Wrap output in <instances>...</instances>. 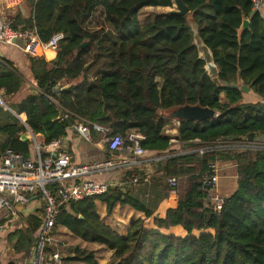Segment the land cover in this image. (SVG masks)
<instances>
[{
	"label": "trees",
	"instance_id": "1",
	"mask_svg": "<svg viewBox=\"0 0 264 264\" xmlns=\"http://www.w3.org/2000/svg\"><path fill=\"white\" fill-rule=\"evenodd\" d=\"M26 2L29 16L20 9L10 16L14 29L36 28L43 43L57 32H64L65 38L55 59L29 57V78L14 62L0 58V90L12 100L17 115L27 116L23 122L0 107V158L8 150L30 158L31 142L21 139L28 127L50 144L81 121L96 142L137 130L145 137L142 146L148 152L165 156L161 171L168 184L160 201L148 204L128 190L114 188L61 206L55 230L65 227L84 241L106 246L114 252L115 264H264V145L242 149L232 143L219 145L233 135L236 142L251 134L264 135V18L253 10L252 0H184L190 8L186 15L159 11L146 24L140 19L146 8L173 7L174 1ZM244 19L250 26L240 32ZM193 23L213 52L219 69L215 77L205 69L194 44ZM54 56L48 51V58ZM59 84L69 86L58 93ZM30 86L25 98L14 102V96ZM187 106L211 108L219 115L202 121L178 118V134H167V114ZM172 139L184 151L174 149ZM195 142L208 149L203 154L190 149ZM218 162L236 163L238 188L215 211L206 207L203 181L210 164ZM136 174L129 171L128 178ZM172 178L177 179L174 197ZM98 201L106 203L109 213L117 205H131L144 217L123 236L101 219ZM1 222L8 228L11 223L7 241L12 252L29 257L40 218L20 215L16 226L11 217ZM150 225L182 226L189 234L206 229L213 233L166 236ZM54 251L49 246L47 255Z\"/></svg>",
	"mask_w": 264,
	"mask_h": 264
},
{
	"label": "built area",
	"instance_id": "2",
	"mask_svg": "<svg viewBox=\"0 0 264 264\" xmlns=\"http://www.w3.org/2000/svg\"><path fill=\"white\" fill-rule=\"evenodd\" d=\"M25 1L0 0V43L19 42L25 54L30 57H40L47 49L57 50L60 42L65 38L64 32L55 33L47 43H43L36 28L16 30L12 27L9 15L5 13V16H2V8L11 12L20 8ZM252 4L254 11L261 12L264 0H252ZM0 107L9 109V103L2 91H0ZM94 127L99 129L98 125ZM77 129L82 136L91 140L90 128L87 125H79ZM144 140L145 137L137 130L130 131L127 136L111 135L106 142L109 151L117 154L116 158L84 165L73 163L72 156L66 151L53 152L59 147L58 141L45 144L35 139L39 160L25 158L22 154L12 150L6 151L0 158V230L5 228L1 222L3 218L11 217L12 222L18 220L21 210L31 202L32 196L39 195L43 201V212L39 217L41 225L32 248L31 264H46L47 248L55 241V223L61 206L72 200L105 195L114 188H120L125 192L129 183L135 185L139 182L136 176L129 178V181L108 180L106 182L88 180L84 176L115 166L126 170L132 169L148 153V150L142 146ZM175 142L177 140L172 139V143ZM231 143L236 146L238 142L230 139L219 142V145ZM257 146L261 145L247 147ZM45 149L53 151L48 157L42 159L41 154ZM207 149L202 147L198 151L203 154ZM217 171V163H211L210 171L205 176L203 184L207 194L206 207L220 211L225 199L218 192ZM170 186V194L174 197L177 186L176 178L170 180ZM51 258L59 264L63 263L59 251L51 254Z\"/></svg>",
	"mask_w": 264,
	"mask_h": 264
},
{
	"label": "crops",
	"instance_id": "3",
	"mask_svg": "<svg viewBox=\"0 0 264 264\" xmlns=\"http://www.w3.org/2000/svg\"><path fill=\"white\" fill-rule=\"evenodd\" d=\"M26 3L27 2L25 1V4ZM18 9L21 10V8H17L16 10L11 12L9 11L7 12L4 9L3 10L7 15H9L8 17H10ZM145 10H150L154 13L159 11L168 12L171 10H176V5L174 3L173 7H164V8L148 7ZM260 13L264 18V7L262 8V11ZM29 14H30V8L28 6L27 13L25 16H29ZM57 50L47 49L41 54L40 57H45L47 61H51L56 58ZM48 51L55 52V56L53 58H48ZM29 57L30 56L25 54V52L22 49V45L19 42L15 44L0 43V58H5L14 62L15 66L20 70L21 73L24 74L26 78H29L31 71ZM77 81H79V79L74 80L73 83H76ZM67 86H69V84H64L62 90L65 89ZM31 88L33 87L30 86L29 88H23L19 93H17L14 96L15 99L14 102H19L23 98H25V96L29 93ZM0 91L4 93V90H0ZM10 104H9V109L7 108L4 109L12 112L14 110L11 108ZM14 112L12 113L14 114ZM18 117L23 122H26L27 120L26 114L18 115ZM83 124L88 126V124L84 121L78 122L77 124L70 126L67 130V135L58 141L59 147L56 150L54 151L52 150V151L53 152L66 151L72 156L73 163L81 164V165L95 163V162H105L107 160L115 159L116 158L115 155L117 154L110 152L108 149V145L106 142L108 137L102 139L101 141H97L96 144L97 148L95 150L91 148L90 144L92 141H94L91 130H90L91 140H88L84 136H82V134L77 129V126ZM179 125H180V121L178 122L177 126L179 127ZM178 127L174 129H166V133L171 134L172 136H176L178 134ZM96 130L102 131L104 130V128L99 126V129ZM261 137L264 138V135H261ZM35 139L39 143L44 142V137L41 134H35L33 132V137L28 141H30L32 145V140L35 141ZM177 145L182 146V144L178 141L174 143V147ZM52 151L50 149L43 150L41 154L42 156L41 158L43 159L45 157H48L50 152ZM30 155H31L30 159L33 160H39L40 158L37 150L35 152L32 149V147H30ZM164 158L165 156H156L154 152H148L147 155H145L139 161V163L136 166H134L132 169L126 170L115 166L113 168L92 172L91 174L84 176V178L98 182H106L108 180L129 181L130 179L128 178V172L135 171L137 173L136 177L139 178V182L135 185L129 183L127 185V190L135 194L138 198L142 200H146L148 204L151 203L153 204L162 199L163 189L162 186L158 185L157 183H160L159 179H163L165 177L163 172L161 171V161ZM219 163L222 164V166H220V170L222 173L221 176L224 178V182H225L224 185L226 187V192L234 191L236 180H237L236 187H238L236 163L218 162L217 170ZM233 177L235 178L234 181L232 179ZM218 192L220 196H222L219 190V182H218ZM227 195L228 193L225 196L226 198L230 197ZM97 208L101 216V219L105 223L113 227L115 230H117L123 236L127 235L131 224L136 219L144 217V214L142 212L137 211L131 205H117L113 210V212L109 213L107 211L106 203L98 201ZM42 212H43V201L41 197L39 195H33L31 198V202L25 208L22 209L20 215L28 216L30 214H36L38 217H40ZM57 230H58L57 231L58 235L57 237H55L54 248L55 251H59L61 253L63 258L62 264H115L114 252L108 249L107 247L98 243H90L84 241L83 239L71 234L65 227H59ZM10 232L11 230H9L6 224H5V228L0 230V264H7L11 259L16 257L19 258V260L17 261L18 264H31L32 250L29 257H25L23 255L18 256L14 252H12L7 241ZM46 264H59V263L54 261L51 258V255H49Z\"/></svg>",
	"mask_w": 264,
	"mask_h": 264
},
{
	"label": "water",
	"instance_id": "4",
	"mask_svg": "<svg viewBox=\"0 0 264 264\" xmlns=\"http://www.w3.org/2000/svg\"><path fill=\"white\" fill-rule=\"evenodd\" d=\"M175 5H176V11L179 12L180 14L186 15L187 13L190 12V8L186 5V3L184 2V0H173ZM21 11L23 12L24 15H26L27 13V8L25 6V3L22 4L20 6ZM250 26V21L248 19H244L243 20V24L241 26L240 32L243 31L244 29H247ZM194 33H195V40H194V44L198 47L199 53H200V58L203 59L206 64H205V69L207 70V72L209 73V75L211 77H215L219 74V69L218 66L216 65L215 59H214V55L213 52L211 51V49L204 43V41L201 39L197 26L193 23L192 24ZM86 43H83L82 46L85 47ZM225 84H227V82H224ZM228 85V84H227ZM231 88H238V85L236 84H229L228 85ZM64 87V84H59L56 86L55 90L60 93L62 91V88ZM242 89L244 91H248V87L247 86H242ZM6 97V96H5ZM7 102L10 104V99L8 97H6ZM14 112V111H12ZM14 114L16 116L17 113L14 112ZM218 113L216 112V110H213L211 108H204L201 106H194V107H182L179 108L178 110H175L172 114L173 117L175 118H190V119H194L197 121H202V120H210V119H215L216 117H218ZM20 117V116H19ZM21 118V117H20ZM254 134H251V136H253ZM33 137V131L28 127L27 131L25 133L22 134L21 139L23 141H28ZM231 140H237L238 137L233 135L230 138Z\"/></svg>",
	"mask_w": 264,
	"mask_h": 264
},
{
	"label": "rangeland",
	"instance_id": "5",
	"mask_svg": "<svg viewBox=\"0 0 264 264\" xmlns=\"http://www.w3.org/2000/svg\"><path fill=\"white\" fill-rule=\"evenodd\" d=\"M25 6L28 9L27 3L25 4ZM1 12H2V16H5V11L3 10V8L1 10ZM154 17H155L154 12H152L150 10H145L140 15V19H141V22L143 24H146L149 20L153 19ZM172 114H173V111H171V112H169L167 114L168 125H167L166 129H174V128L178 127L177 124H178L179 120H178V118L173 117ZM96 144H97V142L95 140L91 142L90 145H91V148L93 150H95L97 148ZM250 145H264V138L261 137V136H257L256 137L254 135L251 136V137L248 136V137H245L244 139H242L241 141H239L236 144V147L239 148V149H242V148H245V147L250 146ZM30 147H32V149L36 152V145H35V141L34 140H32V145H30ZM200 147H202L201 144L199 142H195L194 146L191 147L190 149L197 150ZM174 149H178L180 151H184L185 147L181 146V145H177V146L174 147ZM220 166H222L221 163L218 164V171H217L218 175H220L219 176V190L221 192L222 197L226 198L225 196H226L227 193H228L227 196H231L237 190V188H238V187H236L237 186V180L235 181L236 185H235L234 191L226 192V187L224 185L225 182H224V178L221 176L222 173H221V170H220ZM232 179H233V181L235 180L234 177ZM159 180H160V183H157V184L161 185L162 189H163L165 187V185L168 184V180L166 179V177H164L163 179H159ZM141 181H142V179H141ZM129 187H131V186H129ZM18 222H19V220L12 222V224H18ZM8 225H9V230H13L11 228V223H9ZM149 228L153 229V230H156V231H159L163 235H166V236L175 235V236H179V237H188L190 235L199 236L203 232L213 233L212 229H206V230H202V231L201 230H195L192 234H189L182 226H174V227H171V228H168V229H159V228H157L155 226L150 225ZM57 231L58 230H55V237H57V235H58ZM54 244H55V241H54V243L51 246L55 247Z\"/></svg>",
	"mask_w": 264,
	"mask_h": 264
}]
</instances>
